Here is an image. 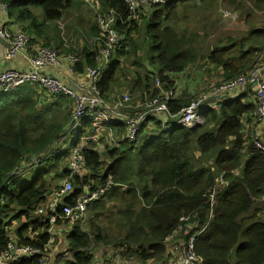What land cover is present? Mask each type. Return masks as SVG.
Listing matches in <instances>:
<instances>
[{
  "label": "trees",
  "instance_id": "1",
  "mask_svg": "<svg viewBox=\"0 0 264 264\" xmlns=\"http://www.w3.org/2000/svg\"><path fill=\"white\" fill-rule=\"evenodd\" d=\"M94 2L104 13L112 10L124 21L115 26L122 37L115 58L97 82L106 101L124 84L127 92L123 93L130 96L134 91L145 92L147 98L160 96L161 90L173 91L172 79L200 60L229 79L253 67L264 50V33L250 34L255 40L248 43L247 35L228 49L213 42L211 49L204 50L218 8L243 9L249 4L259 9L264 0H170L166 5L143 7L137 21L127 20L123 0ZM0 4L5 5L9 18L26 24L19 26L31 42L41 38L40 46L62 55L78 52L64 48L52 30L54 27L57 32V22L66 14L76 18L85 36L98 35L93 12L81 0H0ZM36 9L41 10V24L36 22ZM95 51L96 47L83 44L77 53L82 63L75 65L76 75H83L86 67H96ZM123 58L133 69L130 75L122 73ZM57 97V103L44 100ZM57 97L28 84L0 94V253L11 236L16 244L42 250L52 238L45 232L47 223L39 222L35 212L69 173L67 157L51 155L57 150L56 142L66 136L71 120L70 106L62 111L64 97ZM191 98L184 94L168 102L169 113L178 115ZM220 105L218 111H206L202 124L193 129L162 131L160 121L152 117L149 121L158 135L146 137L140 131L136 145L121 141L113 148L102 140L99 145L85 144L83 176L71 178L73 190L63 204H73L84 185L94 188L108 176L113 186L88 207L89 233L80 227L65 233L72 264H93L92 241L102 246L113 244L127 264L131 260L169 264L166 240L186 241L195 233V253L202 264H264V152L247 153L244 159L242 132V121L254 119L256 107L238 99H223ZM45 150L47 154H43ZM32 155L37 156V163L30 160ZM30 166L36 174L29 184L21 185L20 176ZM118 186L128 188L120 191ZM101 219L113 223L116 230L103 233L97 226ZM18 221L25 223L14 229L12 225ZM14 264L38 261L33 258Z\"/></svg>",
  "mask_w": 264,
  "mask_h": 264
},
{
  "label": "built area",
  "instance_id": "2",
  "mask_svg": "<svg viewBox=\"0 0 264 264\" xmlns=\"http://www.w3.org/2000/svg\"><path fill=\"white\" fill-rule=\"evenodd\" d=\"M170 0H123L128 8V21H137L142 13V8L148 5L162 6ZM223 1V0H220ZM88 6L95 17L98 35L82 40L78 52L82 51L83 44L96 47L95 63L96 67H86L83 75L75 74V65L82 63V57L77 53L59 54L58 52L39 46H30V36L26 34L20 26L7 25L4 23L0 27V40L7 44L5 54L6 60H11L22 56L27 62L25 70L0 71V94L12 91L23 85H35L43 89L48 96H62L71 102V132L74 126L77 127V135L83 131L79 138L78 145L72 149L68 176L64 178L52 192L48 195L44 205L38 208L35 216L39 222L47 223V234L52 237L48 244L42 249L23 246L14 243V239L8 243L5 251L0 253V264H14L19 260L37 258L38 264H72L73 253L69 248L56 254L52 260L55 239H60L59 232L64 233L65 228L70 232L73 227L84 229L89 220L88 207L95 201L102 199L113 186L111 176L105 181H99L94 188L84 185L82 192L75 198L73 204H63L64 200L72 193L71 178L83 176L85 159L82 156V149L86 143L99 145L100 140L106 137V141L116 148L120 140L127 144L136 145L140 131L151 117L162 116L160 120L161 130L170 131L175 129H191L199 126L203 122V109L206 111H218L221 108L219 99L232 93L236 88L254 87L253 99L255 102V116L252 127L257 130L255 133L246 132V153L264 152V50L257 56L255 65L245 72L228 79L212 87L206 93L195 95L189 105L183 108L178 115H171L168 111L167 103L175 99L174 93L166 94L161 90V95L151 100L147 104L141 105L134 111V106L128 104L127 99H117L115 102L107 104L97 87L99 79L108 71L110 60L114 51L121 44L122 37L116 31L117 22L124 21L120 16L110 10L103 12L94 0H81ZM1 10L5 14L6 7L1 5ZM224 18H229L224 15ZM61 21V20H60ZM60 21L57 27L63 30ZM63 47L73 48L62 40ZM63 60L68 64L67 74L71 82H64L58 75L49 72L60 64ZM159 88V86H156ZM117 124V125H114ZM124 131L123 138L120 132ZM109 136V140L107 137ZM111 136L112 139L110 138ZM111 139V141H110ZM111 142V143H110ZM36 163L38 161H35ZM16 174H19L16 172ZM120 191H125L127 186H118ZM214 196H210V203H213ZM184 218L181 219L183 221ZM61 222V226L56 223ZM64 223L66 226L64 227ZM181 228H178V231ZM57 233V234H56ZM66 233V232H65ZM198 233L192 235L186 241L170 242L167 255L170 257L169 264H202V259L195 253V241Z\"/></svg>",
  "mask_w": 264,
  "mask_h": 264
},
{
  "label": "rangeland",
  "instance_id": "3",
  "mask_svg": "<svg viewBox=\"0 0 264 264\" xmlns=\"http://www.w3.org/2000/svg\"><path fill=\"white\" fill-rule=\"evenodd\" d=\"M232 7L238 8L236 6H232ZM230 10L235 11L233 9H230ZM34 14L38 17V19L36 20L37 24H41V21H42L41 10L40 9L34 10ZM93 17H94V14H93ZM240 17H241V15L237 12V16L236 17L233 16V18L228 20V21L221 22V21L215 20V24H212L213 35L210 36L209 39L206 41V43L204 45V50L206 51V50L211 49V47L213 46L215 36H216L215 39L217 40L223 34L228 33L229 31H231L233 29H237V24H238V21L240 20ZM86 18H87V16H86ZM94 19H95V17H94ZM93 22L95 24L96 21L93 20ZM77 23H78V21L76 20V18L74 16L66 14L65 17L60 21V24H61L63 30H60L58 28L57 32H56L55 28L52 27L54 35L56 37L58 35V38L60 37V39L63 40L67 44V46L69 44H71V46L73 47L72 49L79 47V43L82 40V36H84L86 38L92 37V36H90V37L85 36V34H86L85 30L82 27H80ZM30 46L32 47L31 40H30ZM139 55H140V53H139ZM112 58H115V53L113 54ZM204 62L205 61L200 60L197 65L188 67L185 70V72L183 73V75L179 74L180 76H175L172 79L173 84H174V86H173L174 89H173V91L170 89L167 90L166 94L170 95L171 93H174V97H176V98L186 94L187 96H189L191 98L194 94L198 95V94L206 93L207 91H209L208 88L210 86L216 84L220 80V78L216 77V79L214 80V79H212L213 77L210 75V72H208L206 70L202 71L203 67L205 66V64H203ZM121 69H122V73L124 75L125 74L130 75L133 73V69L130 67L129 63L126 61L125 58H123L121 60ZM156 70H158V68H156ZM180 78H184L182 83H181V81H179ZM207 82L211 83V85L209 86L207 84ZM180 86H182V87H180ZM187 88H190L193 92L188 91ZM123 92H127L125 89V84H124V87L117 88L110 94V97L107 98L110 101H105L106 105L113 103L117 99H121V100L127 99L128 104L130 103L131 105H133L135 107L134 108V111H135L136 109H139V107L141 105L147 104L151 100L157 98L156 96L151 97V98H147L145 92L134 91V94L131 93V96L128 95L127 93H123ZM121 93H123V94H121ZM62 99L64 100V103L60 102V104H61L60 109L63 111L65 109L69 108V106H70V110H71V114H72L71 102L65 98H62ZM113 99H115V100H113ZM44 100L47 103H57L60 100V98L57 97V99H52L53 101L51 99H44ZM153 114L154 113L150 114V116H152ZM69 124L71 125V120H70ZM114 125H117V124H114ZM73 128H74V130L72 132H71V129L67 130V132L65 134L66 136L64 138L59 139L56 142L55 149H57V150L51 154L54 156L56 153L57 155L61 156L63 159L65 157H67V158H65L66 163H69L67 161L70 160L71 152H72V149L74 148V147H72V143H73V140L77 137V127L74 126ZM112 137L113 136H111L110 138L112 139ZM111 139H110V141H111ZM107 140H109V136L107 137ZM102 141H103V143L107 144L106 137H104L102 139ZM120 142H121V140H120ZM53 172H54V170L52 172H49V174L52 175ZM35 174H36V169L35 170L31 169V170L26 171L24 174H22L20 176V180L22 181L20 184L21 185L29 184L30 181L34 178ZM90 215H91V211L89 213V216ZM111 220H113V218H111ZM23 223H25V221L14 222L12 227L14 229H19V226H21V224H23ZM98 225L101 227L100 230L103 233H108L110 231V229L112 231L116 230L115 225L113 223L111 224V222L108 220L101 219L97 223V226ZM89 228H90V221L85 226L84 232L89 233ZM29 231L30 230L26 231L24 235L27 236ZM59 234H62L66 237L65 233L59 232ZM68 234L69 233H67V235ZM11 237L14 238L13 236H11ZM57 243L58 242L55 239L54 246L57 245ZM90 250L92 251V254L94 256L93 264H127L126 259L117 254L118 249L115 246H113V244L102 246V245H96L95 242L92 241L91 246H90ZM51 254L53 255V251ZM55 258H56V256H52V260H54ZM128 263L139 264L137 261H134V260L128 261Z\"/></svg>",
  "mask_w": 264,
  "mask_h": 264
},
{
  "label": "crops",
  "instance_id": "4",
  "mask_svg": "<svg viewBox=\"0 0 264 264\" xmlns=\"http://www.w3.org/2000/svg\"><path fill=\"white\" fill-rule=\"evenodd\" d=\"M148 6H151V5H148ZM230 9H233L235 11H232ZM237 12L241 15L240 20L238 21V24H237V29H233V30L229 31L228 33L223 34L217 40L215 39L216 36L214 37V42H220L221 47H223L224 49H228L230 44L238 43L240 41L242 42L246 38L247 35H248V37H247V43H248V42H251V40H255L253 36H251V37L249 36L250 34H252V33H254V34L264 33V4L261 5V7L259 9H254L249 4H246L243 9L234 8L231 6H226L224 8H218L217 11L215 12V16H216L215 20L221 21V22L228 21V20L232 19L233 16L236 17ZM224 15H228L229 18H224L223 17ZM4 23H6L7 25H14V26H19V25L20 26H26V24H24V22H21V23L18 22L17 23L14 20V17L9 18L6 13L4 14L1 10V4H0V27ZM212 33H213V30H212ZM37 39H39V40L32 41V48H38L42 44V42L40 41L41 38H37ZM254 44L256 45V47L258 46L257 41H255ZM262 48H264V47H262ZM6 51H7V44L4 41L0 40V71H7V70H11V69L25 70L27 68V62L22 56H18L17 58H14L11 60H6L4 58ZM67 67H68V64L65 61L61 60L60 64L58 66H56L53 70H51L49 73L52 75H58L62 79V81H64V82H71L70 77L67 74ZM204 70L210 72V75L213 77L212 79L215 80L216 77L220 78V80L218 79L219 81L212 86H210L211 83L207 82V84L210 86L208 88V90L211 89L212 87L218 85L219 83L228 80L226 78V76L224 75L223 71H221L218 68L212 67L211 65H205L203 67L202 71H204ZM180 75H183V73ZM180 75H177V76H180ZM229 79H231V78H229ZM183 80H184V78H180L179 81H181V83H182ZM263 82H264V77H263ZM180 87H182V86H180ZM253 88L254 87H252V86L251 87L236 88L232 93H229L228 95L221 97L219 99V102H222L223 99H238L243 104L251 103V104L255 105V102L253 99ZM187 90L193 92L190 88H187ZM195 95H197V94H194L192 96V98ZM203 111L204 112L202 114H204L206 112V110H204V109H203ZM154 118L157 119V121H160L163 117L160 116L158 118V116H154ZM150 119H153V118L151 116L148 118L147 122L144 124V126L141 130L142 131L141 134H143V136L146 135V137L147 136L148 137L149 136L155 137L158 134L156 131H154L155 127H154L153 121H149ZM253 120L254 119H251V121H245V120L242 121V132H243L244 137L246 136V132H250V133L257 132V130L252 127ZM123 135H124V131L122 130L120 132V138L121 139L123 138ZM246 158H247V153H246V151H244V159H246ZM29 168L30 169H28V170H31L32 166H30ZM65 232L69 233V230L67 228H65ZM66 248H68L66 237L61 234L60 239H59V241H58V243L55 246V249L53 251V256H56V254L65 250Z\"/></svg>",
  "mask_w": 264,
  "mask_h": 264
},
{
  "label": "water",
  "instance_id": "5",
  "mask_svg": "<svg viewBox=\"0 0 264 264\" xmlns=\"http://www.w3.org/2000/svg\"><path fill=\"white\" fill-rule=\"evenodd\" d=\"M193 128H196V126L192 127L191 129H193ZM46 153H48L47 150H45V151L43 152V154H46ZM30 158H31V159H30L31 161H35V160L37 159V156H36V155H32Z\"/></svg>",
  "mask_w": 264,
  "mask_h": 264
}]
</instances>
